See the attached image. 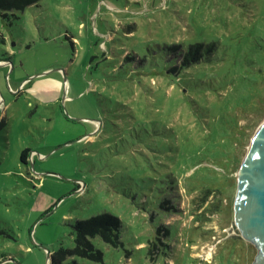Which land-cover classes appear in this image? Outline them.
<instances>
[{
	"label": "rangeland",
	"instance_id": "374dc122",
	"mask_svg": "<svg viewBox=\"0 0 264 264\" xmlns=\"http://www.w3.org/2000/svg\"><path fill=\"white\" fill-rule=\"evenodd\" d=\"M14 14L0 13V264H50L77 219L103 212L122 244L94 237L103 262L78 264H253L235 203L264 123V0H39ZM196 41L214 53L184 65Z\"/></svg>",
	"mask_w": 264,
	"mask_h": 264
},
{
	"label": "trees",
	"instance_id": "16d2710c",
	"mask_svg": "<svg viewBox=\"0 0 264 264\" xmlns=\"http://www.w3.org/2000/svg\"><path fill=\"white\" fill-rule=\"evenodd\" d=\"M39 0H0V13L3 18L10 19V15L15 16L14 11H24L26 7L38 3ZM178 44H175L167 49L177 52ZM177 49V50H176ZM215 44L213 42L196 41L189 43L186 49H183V64L190 65L198 63L205 56L209 58L214 53ZM185 50V51H184ZM187 67L172 66L170 71L176 73L184 70ZM5 124L4 119L0 121V128ZM28 148L21 152V160L28 163ZM1 164V157H0ZM166 200L163 201L162 206L165 208ZM166 209V208H165ZM122 220L119 216L112 213L103 212L91 216L87 219H77L73 224L74 246H61L56 252L51 255L50 264H78L76 258H86L89 260L103 262V251L99 249L94 241V237H101L105 242L112 246L118 247L122 244L120 238V228ZM164 231L169 233L168 229L163 225L157 228V233ZM157 239H160L156 237ZM158 247L156 240H152L149 244L148 250L151 255ZM69 259L71 262H69ZM7 260V259H6Z\"/></svg>",
	"mask_w": 264,
	"mask_h": 264
},
{
	"label": "water",
	"instance_id": "95a60500",
	"mask_svg": "<svg viewBox=\"0 0 264 264\" xmlns=\"http://www.w3.org/2000/svg\"><path fill=\"white\" fill-rule=\"evenodd\" d=\"M235 211L243 235L258 246L253 264H264V123L242 163Z\"/></svg>",
	"mask_w": 264,
	"mask_h": 264
}]
</instances>
